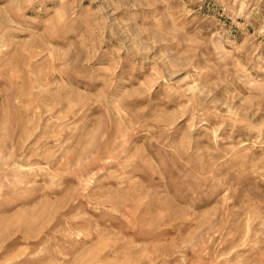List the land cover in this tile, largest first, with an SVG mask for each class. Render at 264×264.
<instances>
[{"label": "rangeland", "instance_id": "obj_1", "mask_svg": "<svg viewBox=\"0 0 264 264\" xmlns=\"http://www.w3.org/2000/svg\"><path fill=\"white\" fill-rule=\"evenodd\" d=\"M0 264H264V0H0Z\"/></svg>", "mask_w": 264, "mask_h": 264}]
</instances>
